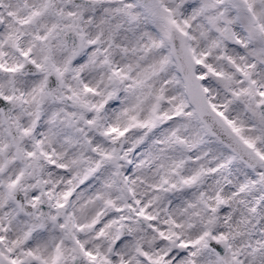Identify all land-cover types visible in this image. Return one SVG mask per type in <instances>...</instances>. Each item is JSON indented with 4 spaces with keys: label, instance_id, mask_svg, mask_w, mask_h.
<instances>
[{
    "label": "snow or ice",
    "instance_id": "obj_1",
    "mask_svg": "<svg viewBox=\"0 0 264 264\" xmlns=\"http://www.w3.org/2000/svg\"><path fill=\"white\" fill-rule=\"evenodd\" d=\"M0 264H264V0H0Z\"/></svg>",
    "mask_w": 264,
    "mask_h": 264
}]
</instances>
